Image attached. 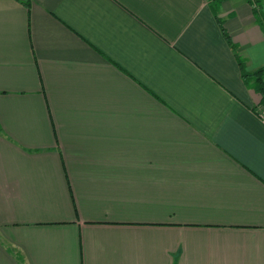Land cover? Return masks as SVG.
<instances>
[{"label":"crops","instance_id":"crops-1","mask_svg":"<svg viewBox=\"0 0 264 264\" xmlns=\"http://www.w3.org/2000/svg\"><path fill=\"white\" fill-rule=\"evenodd\" d=\"M262 67L264 0H0V264H264Z\"/></svg>","mask_w":264,"mask_h":264},{"label":"trees","instance_id":"trees-1","mask_svg":"<svg viewBox=\"0 0 264 264\" xmlns=\"http://www.w3.org/2000/svg\"><path fill=\"white\" fill-rule=\"evenodd\" d=\"M245 75H247L245 73ZM253 77L255 78V89L262 95V104L264 105V67L253 72Z\"/></svg>","mask_w":264,"mask_h":264}]
</instances>
